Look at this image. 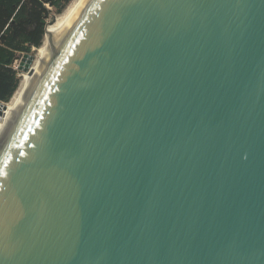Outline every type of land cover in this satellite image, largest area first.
<instances>
[{"label": "water", "instance_id": "95a60500", "mask_svg": "<svg viewBox=\"0 0 264 264\" xmlns=\"http://www.w3.org/2000/svg\"><path fill=\"white\" fill-rule=\"evenodd\" d=\"M60 24L0 133V264H264V0Z\"/></svg>", "mask_w": 264, "mask_h": 264}, {"label": "trees", "instance_id": "16d2710c", "mask_svg": "<svg viewBox=\"0 0 264 264\" xmlns=\"http://www.w3.org/2000/svg\"><path fill=\"white\" fill-rule=\"evenodd\" d=\"M70 1L0 0V101H9L19 86L20 71L12 65L17 52H34L32 48L43 42L49 12L46 3L61 13Z\"/></svg>", "mask_w": 264, "mask_h": 264}, {"label": "bare ground", "instance_id": "6f19581e", "mask_svg": "<svg viewBox=\"0 0 264 264\" xmlns=\"http://www.w3.org/2000/svg\"><path fill=\"white\" fill-rule=\"evenodd\" d=\"M78 2V0H71L70 3L66 6L63 12L59 13L54 17L53 20L49 21L46 25L45 37L43 39L42 44L37 48L36 54H34L33 61L28 70L21 71V80L19 86L14 92L13 96L6 103V109L3 111L2 119L0 120V133L3 131V125H8L9 115L11 111L15 108L17 99L28 79V77L32 74L39 56H45L46 47L51 39V37L55 34L56 28H62L60 22H65L71 8Z\"/></svg>", "mask_w": 264, "mask_h": 264}, {"label": "built area", "instance_id": "2783aa9c", "mask_svg": "<svg viewBox=\"0 0 264 264\" xmlns=\"http://www.w3.org/2000/svg\"><path fill=\"white\" fill-rule=\"evenodd\" d=\"M46 6L48 7V10H49V12H48V14L46 16V21L48 23L49 21L53 20V18L56 16L57 13H56V6L54 4H52L51 2H47ZM16 67H14V69H18V67L17 68ZM1 102H3V101H0V103Z\"/></svg>", "mask_w": 264, "mask_h": 264}, {"label": "rangeland", "instance_id": "374dc122", "mask_svg": "<svg viewBox=\"0 0 264 264\" xmlns=\"http://www.w3.org/2000/svg\"><path fill=\"white\" fill-rule=\"evenodd\" d=\"M58 14H59V13H57L56 15H58ZM44 37H45V35H44ZM37 48H38V47H33L32 49H33L34 52H31V53L36 54V52H37ZM24 53H25V52H17V54H16V55H17V58L14 60V62H13V64H12L14 67H16V66L19 64V62H20V60H21V57H22V55H23ZM16 68H17V67H16ZM16 70H17V72L20 71V73H21V71H22V70H20V69H16ZM20 73H19V74H20ZM20 76H21V74H20ZM6 103H7V102H6Z\"/></svg>", "mask_w": 264, "mask_h": 264}]
</instances>
